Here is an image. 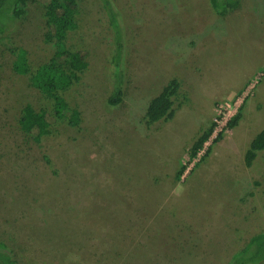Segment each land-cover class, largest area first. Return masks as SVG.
I'll return each instance as SVG.
<instances>
[{"label":"rangeland","instance_id":"1","mask_svg":"<svg viewBox=\"0 0 264 264\" xmlns=\"http://www.w3.org/2000/svg\"><path fill=\"white\" fill-rule=\"evenodd\" d=\"M112 1L121 101L106 102L114 28L100 0H78L66 42L85 51L87 68L67 99L81 120L56 121L38 143L18 119L26 105L52 102L12 70L0 40V242L16 264H226L264 230V149L244 163L264 129V0H238L224 15L209 0ZM8 28L33 68L53 53L38 0ZM171 78L180 83L173 116L147 124L149 100Z\"/></svg>","mask_w":264,"mask_h":264},{"label":"trees","instance_id":"2","mask_svg":"<svg viewBox=\"0 0 264 264\" xmlns=\"http://www.w3.org/2000/svg\"><path fill=\"white\" fill-rule=\"evenodd\" d=\"M27 0H0V40L9 48L13 59L11 68L14 72L28 75L30 84L52 102L51 109L34 110L29 105L24 108L18 122L22 131L38 143L44 136L49 135L50 127L59 120L66 121L72 126L79 125L80 112L70 105L67 94L72 85L79 79L87 68L85 51L67 45L68 34L78 28L79 4L78 0H38L43 7L46 32L44 39L54 45L51 56L34 68L29 62L26 49L13 45L4 33L9 29L14 20L22 13ZM105 10L108 21L115 31V71L112 91L106 102L117 105L122 98L121 73L119 60L122 53L121 30L118 13L112 0H100ZM211 9L218 15H224L234 9L238 0H209ZM180 87L177 78H171L153 96L145 109V120L151 124L160 119H169L173 116V98ZM239 118V112L232 115L226 125L233 127ZM215 123L211 122L197 135L188 149L190 158H194L203 148L214 130ZM220 135V133H218ZM216 140V139H215ZM264 149V129L259 130L251 139L244 153V163L250 166L258 152ZM185 167L180 165L176 172L179 179ZM264 262V230L250 236L248 240L235 250L226 264H262ZM0 264H16L10 249L0 242Z\"/></svg>","mask_w":264,"mask_h":264}]
</instances>
